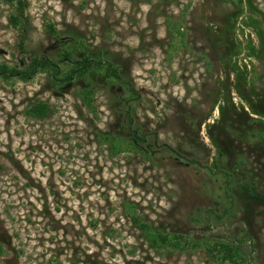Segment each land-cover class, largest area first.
<instances>
[{
    "label": "rangeland",
    "instance_id": "1",
    "mask_svg": "<svg viewBox=\"0 0 264 264\" xmlns=\"http://www.w3.org/2000/svg\"><path fill=\"white\" fill-rule=\"evenodd\" d=\"M25 2L22 33L0 1V62L57 61L48 24L101 51L150 153L102 141L131 96L117 81L89 78L93 115L86 82L0 79V264H221L205 250L221 241L264 264V0ZM37 102L47 119L25 115ZM133 216L201 247L152 250Z\"/></svg>",
    "mask_w": 264,
    "mask_h": 264
},
{
    "label": "trees",
    "instance_id": "2",
    "mask_svg": "<svg viewBox=\"0 0 264 264\" xmlns=\"http://www.w3.org/2000/svg\"><path fill=\"white\" fill-rule=\"evenodd\" d=\"M0 1L15 9L14 14H11L9 17L10 25L15 29H21L22 33H25L24 24H22L23 19H25L24 10L27 7L25 0ZM46 29L48 35L57 39L59 45H61V53L58 55L57 61L50 60L46 57L33 56L30 57L23 68H10L8 65L0 62V79L3 81L16 79L21 82H29L37 74L46 73L59 86L69 84L73 81L86 82L85 88L80 92V97L88 111L93 115H96V108L92 105L95 92L89 78L99 74L100 76L102 75L106 84H110L111 81H117L130 93L131 96L129 98L131 100L129 99L124 106L123 119L118 122L119 127L116 130L117 135L115 136L114 133L112 135H102V141L107 143L122 139V143H111L112 145L110 146L113 155L118 154L119 145L128 147V150L131 152L150 153L149 149H142V146L146 144V137L140 134L138 125L134 122L130 112V101L137 100V94L128 82L121 81L118 67L109 61L101 51L94 53L88 50L81 40L75 43L74 46H68L69 43L63 45L66 41H60L57 31L51 24H48ZM21 39L23 40V37ZM19 48L23 51V41H20ZM51 112L50 107L46 103L37 102L26 110L25 115L31 119L45 120L51 115ZM132 222L152 250H169L171 252L181 253L188 252L192 249L196 250L201 247L200 242L192 239L186 241L181 235L165 233L161 229L153 228L151 225L144 223L139 217L133 216ZM240 243L221 241L215 242L212 245L207 244L204 247L210 258L218 260L221 264H239L240 260H242Z\"/></svg>",
    "mask_w": 264,
    "mask_h": 264
}]
</instances>
